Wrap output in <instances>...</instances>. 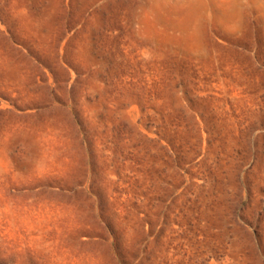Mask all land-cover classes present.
<instances>
[{
    "label": "rangeland",
    "instance_id": "obj_1",
    "mask_svg": "<svg viewBox=\"0 0 264 264\" xmlns=\"http://www.w3.org/2000/svg\"><path fill=\"white\" fill-rule=\"evenodd\" d=\"M0 264H264V0H0Z\"/></svg>",
    "mask_w": 264,
    "mask_h": 264
}]
</instances>
